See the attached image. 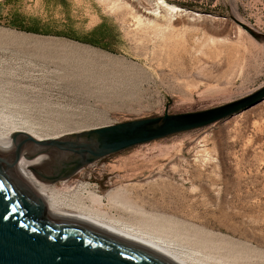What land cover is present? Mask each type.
Returning <instances> with one entry per match:
<instances>
[{
  "label": "rangeland",
  "instance_id": "374dc122",
  "mask_svg": "<svg viewBox=\"0 0 264 264\" xmlns=\"http://www.w3.org/2000/svg\"><path fill=\"white\" fill-rule=\"evenodd\" d=\"M162 1L182 12L157 0H0V116L77 133L211 109L264 85V40L235 21L264 36V0ZM51 184L85 187L98 202L88 208L192 264H264V100Z\"/></svg>",
  "mask_w": 264,
  "mask_h": 264
},
{
  "label": "water",
  "instance_id": "95a60500",
  "mask_svg": "<svg viewBox=\"0 0 264 264\" xmlns=\"http://www.w3.org/2000/svg\"><path fill=\"white\" fill-rule=\"evenodd\" d=\"M237 25L257 42L264 36ZM264 100V85L211 109L132 120L36 140L19 134L14 153L0 151V264H177L168 257L117 233L65 213H48L24 180L17 162L26 148L29 159L51 157L49 182L66 181L107 156L176 134L202 129Z\"/></svg>",
  "mask_w": 264,
  "mask_h": 264
},
{
  "label": "bare ground",
  "instance_id": "6f19581e",
  "mask_svg": "<svg viewBox=\"0 0 264 264\" xmlns=\"http://www.w3.org/2000/svg\"><path fill=\"white\" fill-rule=\"evenodd\" d=\"M158 3L166 8L171 13L182 12L175 6H169L162 0H157ZM247 26V25H246ZM2 113V112H1ZM26 124V123H25ZM24 123H18L10 118L0 116V151L4 153H14L17 150L16 135H29L36 140H53L59 139L74 132L60 131L56 134H38L32 131V127L25 126ZM37 131V130H36ZM38 132V131H37ZM44 133V132H43ZM35 151V148L30 146L24 151V156L17 162V169L32 189L38 200L48 213H65L84 221L90 222L109 231L117 233L135 242H138L176 262L177 264H192L188 258L182 255L173 246L154 238L150 235L139 233L124 224L108 219L95 213L92 209L85 205L84 199L92 203H98L90 193H86L85 187L79 186L71 188L66 186L59 189L49 182L47 174L51 157H38L29 159L30 155ZM64 182V181H63ZM84 193L86 195H84Z\"/></svg>",
  "mask_w": 264,
  "mask_h": 264
},
{
  "label": "trees",
  "instance_id": "16d2710c",
  "mask_svg": "<svg viewBox=\"0 0 264 264\" xmlns=\"http://www.w3.org/2000/svg\"><path fill=\"white\" fill-rule=\"evenodd\" d=\"M10 26H13L15 28H18L22 31H26V32H35L36 30H32V29H27L25 26H22V24H18L16 21H12L11 23H8Z\"/></svg>",
  "mask_w": 264,
  "mask_h": 264
}]
</instances>
